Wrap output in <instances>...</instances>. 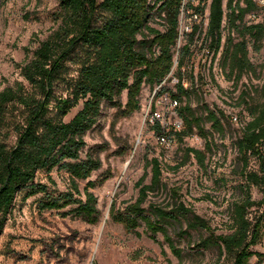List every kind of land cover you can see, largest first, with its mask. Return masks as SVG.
<instances>
[{
    "label": "trees",
    "instance_id": "1",
    "mask_svg": "<svg viewBox=\"0 0 264 264\" xmlns=\"http://www.w3.org/2000/svg\"><path fill=\"white\" fill-rule=\"evenodd\" d=\"M188 0V8L202 17L205 1L197 0V6ZM183 0H59L58 9L51 13L57 27L22 63H15L22 82H15L0 90V235L17 198L22 201L42 194V210H60L75 206L66 214H73L88 224H96L100 213L97 198L90 191L100 181H90L92 172L101 162L92 154L81 159L86 143V133L95 126L101 116L103 104L117 108L129 116L140 109L139 96L144 85L159 86L166 80L174 64V54L179 52L178 79L174 91L161 89L157 95L167 93L175 107L184 129L174 131L179 141L183 137L199 134L205 138L204 124L224 135L223 112L201 105L197 114L191 107L190 87L184 86L181 70L185 58L191 57L192 45L203 34L202 24H194L187 41L177 48L179 15ZM254 0H227L224 12L223 0H210L208 23L204 45L214 55L221 46L223 17L239 40H227L224 59L230 74L240 79L244 72L253 69L247 54V39L257 47H263L264 18L262 22L247 23L245 16L257 10ZM159 18L163 31L150 25V19ZM29 53L28 48L25 49ZM77 66V74L71 76L67 62ZM62 85L65 94L56 95V87ZM126 92L123 105L121 96ZM245 107L249 121L237 140V162L241 166L244 184L239 186L240 196L229 208V233L216 235L206 220L194 213L191 207L175 201L171 207L149 205L148 194L162 188V164L157 158L145 157V167H150V183L145 184L146 173L136 182L138 195L134 202L123 209L112 203L109 217L120 224L126 233L136 234L140 226L144 233L156 242L162 234L172 255L182 261L187 254H204L216 251L232 264H250L256 256L263 262L264 254L255 253L264 232L263 214L250 220V210L264 207V169H249L252 158L262 166L264 158V102ZM81 107L66 121V117ZM151 128L157 134L164 133L158 121ZM14 139V141H12ZM206 148L210 143L206 140ZM186 157L193 155L198 164L204 165L205 153L193 148L185 150ZM62 170L69 176V188L56 196L48 193L45 183L35 182L39 172ZM77 181H87L80 199ZM48 182L55 185L51 177ZM263 192L259 202L253 200L251 188ZM207 234L203 237V234ZM193 234L198 238L193 239ZM187 243L180 248L178 242ZM92 264H97L93 262Z\"/></svg>",
    "mask_w": 264,
    "mask_h": 264
},
{
    "label": "rangeland",
    "instance_id": "2",
    "mask_svg": "<svg viewBox=\"0 0 264 264\" xmlns=\"http://www.w3.org/2000/svg\"><path fill=\"white\" fill-rule=\"evenodd\" d=\"M155 0H151L152 4ZM257 10L245 16L249 23L262 22L264 18V0H254ZM59 0H0V90L15 82H22L20 70L15 63H22L57 27L51 13L58 9ZM227 0H223L224 12ZM210 0L205 1V12L197 16L184 1L179 15L181 37L177 41L180 49L187 41L194 24H202L203 34L192 45L191 57L185 58L181 70L185 87H192L191 107L200 114L201 105L210 110L222 111L221 117L225 130L223 137L204 124L205 138L199 134L183 137L179 141L174 131L184 129L175 106L167 93H157L167 88L174 91L178 79L179 52L174 54V64L166 80L159 86L142 87L139 96L140 109L124 116L115 108L103 104L98 122L85 135V147L80 153L81 159L87 154L98 158L101 166L92 172L89 180L100 181L90 191L97 198L100 213L96 224H88L73 214H66L75 206L60 210H42L40 202L43 195L37 194L26 201L17 198L0 235V264H232L231 259L219 258L216 251L204 254L184 255L181 262L170 252L162 234L156 235V242L144 233L140 226L134 233H126L120 224L109 217L112 203L123 209L135 201L138 195L136 182L146 173L145 184L150 183V167H145V157L157 158L162 164V188L148 194L143 205L171 207L175 201L191 207L196 215L207 221L215 234L229 233V208L239 198V186L243 185L241 166L237 162L235 144L242 135V129L249 121L244 100L251 105L264 102V53L263 47L253 45L247 39V58L253 69L244 72L240 79L230 74L228 62L224 59V46L229 38L239 40L234 29L224 16L222 21L221 46L214 55L204 43V34L208 23ZM198 1H193L197 6ZM256 16L255 19L250 17ZM197 18H196V17ZM150 25L163 31L162 21L155 16ZM226 42V43H225ZM264 43V41H263ZM29 53L26 54L25 49ZM71 76L77 74V66L67 62ZM63 86L56 87L55 94H65ZM126 102V92L121 96ZM81 107H76L66 121ZM164 116L160 125L171 139L168 146L159 143V135L151 128L153 113ZM179 122L180 127L174 123ZM206 140L210 148H206ZM14 141V139L12 140ZM193 148L205 153L204 165L197 163L191 154L186 157L185 150ZM264 154V149H263ZM255 158L249 164L251 170L264 169ZM48 177L55 185L48 182ZM35 182L45 183L48 193L56 196L69 188V176L62 170L51 173L39 172ZM87 181H77L81 200L85 199L83 189ZM251 195L259 202L263 192L252 187ZM264 207H253L249 218L254 220L263 214ZM207 234H203L205 237ZM198 235L193 234V239ZM186 248L187 243H177ZM252 251L264 254V232L260 242ZM250 264L258 263L253 256Z\"/></svg>",
    "mask_w": 264,
    "mask_h": 264
},
{
    "label": "built area",
    "instance_id": "3",
    "mask_svg": "<svg viewBox=\"0 0 264 264\" xmlns=\"http://www.w3.org/2000/svg\"><path fill=\"white\" fill-rule=\"evenodd\" d=\"M184 1H186V0H183V3H184ZM182 8H183V7H182ZM195 17H196V16H195ZM250 17H251L252 19H255V18H256V16H255L254 14H251ZM196 18H197V17H196ZM180 37H181V31L179 30V38H178V40L180 39ZM170 101H171V100H170ZM171 103H173L175 107L177 106V103H176L175 101H173V102L171 101ZM163 119H164V116L161 115V114H159L158 112L153 113V115H152V117H151V121H152V122H154V121H158V122L160 123V120H163ZM174 125H175L176 127L179 128L181 124H180L179 122H177V123H174ZM158 140H159V143H160L161 145H164V146H168V145H170V143H171V139H170V137H169L168 135H166L165 132L159 135Z\"/></svg>",
    "mask_w": 264,
    "mask_h": 264
}]
</instances>
